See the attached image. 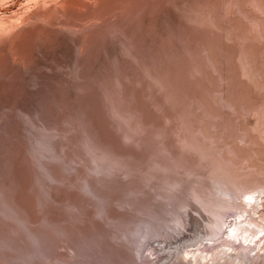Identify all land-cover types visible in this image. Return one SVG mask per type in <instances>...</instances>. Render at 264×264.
<instances>
[{
  "label": "rangeland",
  "instance_id": "obj_1",
  "mask_svg": "<svg viewBox=\"0 0 264 264\" xmlns=\"http://www.w3.org/2000/svg\"><path fill=\"white\" fill-rule=\"evenodd\" d=\"M254 176L264 0H0V264H250Z\"/></svg>",
  "mask_w": 264,
  "mask_h": 264
},
{
  "label": "bare ground",
  "instance_id": "obj_2",
  "mask_svg": "<svg viewBox=\"0 0 264 264\" xmlns=\"http://www.w3.org/2000/svg\"><path fill=\"white\" fill-rule=\"evenodd\" d=\"M23 57L24 56L19 55L18 59L23 58ZM19 60H21V59H19ZM19 63H20V61H19ZM229 178H230V180H232L235 177L233 174H230ZM259 188H260L259 192L260 191L264 192V177L254 176L250 179V181L243 184L242 189H243V197L246 200L245 202L247 205L248 204L253 205L252 204L253 202L255 203V202H258V200H260L258 203L259 206H257V208H256V207H254L255 206L254 205L253 210L256 208L255 209L256 214L258 215L259 218H261V219L263 218V222L258 221L257 217L256 218L251 217V215H250L251 218H249V217L247 218L245 213L250 214V210H248L246 207H244L243 210L240 213H238V217H239V219H242L245 217L244 218L245 220H238V221L236 220L235 223H233L230 226V230H229V235L232 236L235 240H239L241 245H244L242 243L243 240L246 243H248L245 248L251 247L252 244H254L257 248H259V251L254 255V257L252 259L253 261L250 264H264V253L260 254L261 250H263V252H264V242H263V244H261V240H262V238H264V201H263L264 196L256 195L254 193V191H256ZM198 197H200V196H198ZM204 200H205V198H204ZM202 201H203V199H202ZM215 205L217 206V204H215ZM215 205H213V206H215ZM217 208H218V206H217ZM217 208H215V209H217ZM213 212H215V215L217 216V219H218L219 211L216 210ZM243 221H245V223L247 225L243 224ZM251 227L259 228V232L263 233V237H259L257 232H255L254 229H251ZM257 237H259V240L257 239ZM230 248L232 249V251L230 253H228L227 251L223 252V251L219 250L220 252L214 253L212 255L211 259L214 260V262L220 263L221 262L220 259H223V256H222V253H223L224 255H227V257L228 256L231 257L230 263L227 262V259H226L225 261L223 260V262H224V263L222 262L223 264H245V262H243V259L241 258L243 256L242 255L243 253L240 250H237L234 246H232ZM193 254H194L193 258H195V261L203 259V261H202L203 263L208 262L207 261L208 259L206 256H203L202 254L201 255L195 254V253H193ZM261 256H263V257L260 259V261H256V258L261 257ZM237 260H239V263H236ZM222 263H220V264H222Z\"/></svg>",
  "mask_w": 264,
  "mask_h": 264
}]
</instances>
